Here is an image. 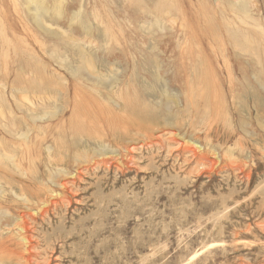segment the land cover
<instances>
[{
	"label": "rangeland",
	"instance_id": "obj_1",
	"mask_svg": "<svg viewBox=\"0 0 264 264\" xmlns=\"http://www.w3.org/2000/svg\"><path fill=\"white\" fill-rule=\"evenodd\" d=\"M38 2L0 0V228L32 212L40 264H264V0Z\"/></svg>",
	"mask_w": 264,
	"mask_h": 264
},
{
	"label": "bare ground",
	"instance_id": "obj_2",
	"mask_svg": "<svg viewBox=\"0 0 264 264\" xmlns=\"http://www.w3.org/2000/svg\"><path fill=\"white\" fill-rule=\"evenodd\" d=\"M45 2V1H44ZM28 9H29V5H33V8L31 10H33L35 13L38 12V10L41 8V3L38 2V0H26ZM243 3V2H242ZM61 5V4H59ZM46 6V5H45ZM244 7V6H243ZM46 8H44L45 10ZM59 9V8H58ZM248 9V8H247ZM43 10V8H42ZM40 10V11H42ZM43 10V11H44ZM32 11V12H33ZM42 11V12H43ZM41 12V13H42ZM38 15V14H37ZM34 16V14H33ZM35 17V16H34ZM37 18V17H36ZM41 18V17H40ZM38 20V18H37ZM37 22V21H36ZM40 22V21H39ZM258 26V25H257ZM259 27V26H258ZM259 31V30H258ZM260 32V31H259ZM243 34V33H242ZM242 34L240 33V31H233L231 34V39H233L234 41L238 42L239 38L241 39H245L243 35L242 38ZM232 40V41H233ZM243 44V41L241 42ZM236 44V43H235ZM245 44H247L245 42ZM250 48V47H249ZM245 49V48H244ZM221 55V54H220ZM258 59V58H257ZM81 60V58H80ZM83 60V59H82ZM196 62V61H195ZM259 62V61H257ZM81 63H83L81 61ZM80 63V64H81ZM83 66V65H82ZM85 66V64H84ZM81 67V66H80ZM225 67H229V66H225ZM231 68V67H230ZM195 69V68H194ZM85 70V69H84ZM197 70V69H196ZM228 70V69H227ZM228 72V71H227ZM231 72V71H230ZM200 73V72H199ZM232 75V74H229ZM255 76V75H254ZM230 77V76H229ZM255 78V77H254ZM260 82V81H259ZM261 85V84H260ZM264 85V84H263ZM93 87V86H92ZM230 88V87H229ZM95 89V88H94ZM190 90V89H189ZM230 90V89H229ZM126 101V100H124ZM124 103V102H123ZM129 104V103H128ZM124 107V105H123ZM129 107V106H128ZM131 108V107H130ZM133 108V107H132ZM125 109V108H124ZM131 110V109H130ZM87 113V112H86ZM77 114V113H76ZM38 115V114H37ZM77 117V116H76ZM6 119V118H5ZM7 121V120H6ZM114 124V122H113ZM81 127V126H80ZM96 129V128H95ZM171 135V134H170ZM186 141L185 144H187L186 146H188V148L186 149L191 156H195V159L197 158V165L198 167L200 166H208V167H213L216 165L217 160L218 159V155L216 156L215 153H212L213 160L208 156L211 151V149H208V151L204 150L201 148V146H197L195 143V141ZM185 147V146H184ZM229 152V151H228ZM103 163H109L107 158H103ZM32 161V160H31ZM30 163V161H29ZM30 165V164H29ZM30 167V166H29ZM201 168V167H200ZM241 168V167H240ZM203 169V168H202ZM210 169V168H209ZM197 170V169H196ZM190 171V170H189ZM243 175V174H242ZM240 180V179H239ZM70 181H68L67 179H63L62 183L58 184V188L61 192V194H65L66 192L69 191V183ZM72 182V181H71ZM54 191H50V190H46V197L45 199L41 202V207L37 206L35 208L36 212L39 213V215H41V217H44L45 215H48L49 211L56 205V202L53 200L54 198ZM28 213H32V212H27V211H23V212H19L16 216H18V221L13 222V224L11 225L10 229H2L0 228V264H3L4 260H10L9 256H11L16 262L17 264H40L39 262L36 261L35 255L33 252V250L36 248V244L34 243V231L35 229L32 227L34 220H30V223L26 220V218L31 217V215L33 214H28ZM36 220V219H35ZM33 222V223H32ZM10 225V224H9ZM9 255V256H8ZM44 256V255H43ZM43 260V259H42Z\"/></svg>",
	"mask_w": 264,
	"mask_h": 264
}]
</instances>
